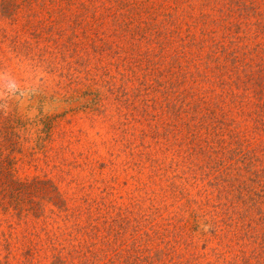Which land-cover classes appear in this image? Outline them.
Here are the masks:
<instances>
[{"label":"rangeland","instance_id":"1","mask_svg":"<svg viewBox=\"0 0 264 264\" xmlns=\"http://www.w3.org/2000/svg\"><path fill=\"white\" fill-rule=\"evenodd\" d=\"M62 1V13L31 15L51 39L44 41L51 46L47 51L20 47L35 39L24 25L23 0L17 22L0 15V116L20 119L11 137L15 174L50 180L67 207L60 213L51 201L34 196L44 206L41 215L29 210V199L23 204L27 220L0 209V264H264V190L251 180L257 169L264 181L263 130L253 132L250 118L238 126L246 130L242 149L258 158L237 152L216 169L201 154L189 159L191 138L169 135L188 132L183 125L152 127L156 122L138 123L128 115L141 105L134 95L140 79L155 83L157 74V81L169 84L174 74L171 67L166 71L167 60L173 56L160 61L157 47L149 56H128L131 65L140 61L141 69L125 84L121 78L130 71L119 66L116 45L108 48L99 38L102 29L111 28L112 17L89 10L88 0ZM126 1L124 14H135L145 26L178 27L198 39H222L224 47L264 43V0H256L259 13L249 17V0ZM174 17L180 23H171ZM56 39L64 43L61 51L54 47ZM91 39L107 49L86 63L81 49L92 45ZM142 45L140 51L147 46ZM201 53L214 66L223 55L211 56L206 48ZM149 58L153 64L144 69ZM262 87L234 89L247 94L244 101L255 102L264 99ZM224 139L228 149L239 146L227 134ZM192 159L201 165L196 174L188 169ZM214 178L231 180L222 182L220 193L211 184ZM241 180L249 189L237 186ZM77 210L86 233L77 226Z\"/></svg>","mask_w":264,"mask_h":264},{"label":"trees","instance_id":"2","mask_svg":"<svg viewBox=\"0 0 264 264\" xmlns=\"http://www.w3.org/2000/svg\"><path fill=\"white\" fill-rule=\"evenodd\" d=\"M23 1L28 12L27 19H24V25L35 39L34 41L23 40L20 47L28 50H50L51 46H48V43H44V41L51 39L41 30L40 23H37L39 20L36 22L31 20V15L38 16V13L46 12L52 14L55 11L62 13L61 9L65 8L64 5L66 4L62 0ZM88 2L92 4L89 10L93 9L94 13L102 10L106 16L112 17L111 28L102 29V35L99 38L102 39L104 44H109L108 48H111V43L116 45V50L120 55L119 66L130 71L129 77L121 78L125 84L133 78L137 79V72L141 69L140 61L131 65L128 56H149L155 51L156 47L158 48L159 57H161L160 61L166 62V58L173 56L172 60H167L171 64L167 62L169 66L166 71L171 67V73L174 74V76L170 75L167 78L170 81L167 86L164 85V82L157 81V74L155 83L147 84L148 82L143 79L138 81L139 88L134 92V95L136 98L141 97V105L136 104L133 106V111L128 113L130 119L138 123L147 120L149 124L150 121L156 122L152 124V127L168 126L172 128L183 125V128L188 129V132L182 134L181 130L173 131L175 133H169V135L175 136L176 139H180L182 135L189 136L191 139L187 141L190 149L188 158L190 159L193 153L201 154V156L206 157V162L210 163L209 166L215 169L219 165H223L228 158H232L237 152L243 157L258 158L256 154H246L248 149H242L240 140L246 139L244 138L245 133H242L246 130L242 129L241 131L238 126L240 121L250 118L255 122L253 132L258 129L264 132V99H257L255 102L244 101L243 97L247 94L234 88L251 89L254 83H258L262 90V86H264V43L256 42L253 46L247 43H235L234 46L226 45L228 49L223 46L224 41L222 39L209 42V38L198 39L195 38L193 33L182 34V30L178 27H175L178 30H175V28L167 30L165 27H161L158 22H147L145 26L144 22L135 14L131 17L124 14L123 7L129 4L126 0H88ZM249 2L246 5L248 7L246 8V17L253 13H259L256 0H249ZM21 3V0H0V15L9 17L12 23L17 22L18 15L16 12L19 11ZM238 4L243 5L244 3ZM66 9H68L67 6ZM99 16L102 17V14L99 13ZM51 21L49 20V22ZM102 22L104 24L105 19ZM170 22L180 23L176 17L172 18ZM260 22L264 25V22L261 20ZM42 24L45 25L46 23ZM186 35H188L187 38ZM227 35L228 32L222 37H227ZM92 40V45L81 49V52L86 55V63L94 57L92 54L102 53L104 49H107L104 45L100 46L98 42ZM40 41L44 45L39 47ZM142 42L146 43L147 46L140 51L139 48L144 46ZM53 44L60 51L64 46V43L59 42L57 39L53 40ZM128 44L130 45L129 48ZM191 46L195 49L193 50ZM205 48L211 56L216 53L223 54L220 59H217L216 66L211 64L212 59L209 60L202 55L201 51ZM152 64L151 58H149L144 69L149 68ZM153 67L147 72L150 76L155 70ZM242 71L248 74L244 77L239 73ZM106 72H108V69H105ZM254 73H258V76H255ZM247 82H251V84L247 85ZM142 85H144L143 89L147 88L144 93H141ZM159 92L162 95H155ZM146 94H149V96H145ZM126 100L127 98H125L124 103L129 106L131 104L130 100ZM18 122H20L19 118L0 116V209H6L11 214H14V212L17 214L18 212L20 218L27 220V213L23 209V204L26 203L27 199L35 205L28 207L30 211L35 215L44 213L43 204L36 202L34 199V196H39L56 205L60 209V213L67 211L65 198L50 180L36 176L24 180L15 174L13 168L15 159L10 154L15 145L11 138L14 133L12 128ZM150 131L157 132L152 128ZM155 134H158V132ZM226 134L239 146L228 149V143L224 139ZM5 148H9L7 152H4ZM189 164L188 169L191 173L196 174L197 170L201 168V165L194 159L190 160ZM248 165L249 162L246 163V166ZM259 171L257 169L252 170V174L256 179L251 180L264 190V181L257 178V176H260ZM225 180V178H214L211 184L221 193V191H225L222 182L231 179ZM248 185L249 183L243 180L237 184L238 187L245 190L249 189ZM251 187L253 188L252 185ZM81 214L82 211L77 210V226L81 228V232L86 233L87 230L80 227L79 224ZM66 215L70 217V213H66Z\"/></svg>","mask_w":264,"mask_h":264}]
</instances>
